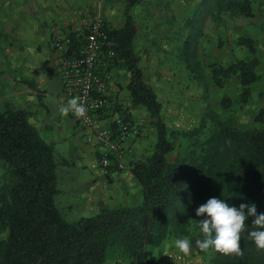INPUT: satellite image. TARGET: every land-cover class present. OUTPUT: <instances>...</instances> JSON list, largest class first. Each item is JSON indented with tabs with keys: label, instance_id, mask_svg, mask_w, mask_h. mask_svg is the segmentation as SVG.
Returning a JSON list of instances; mask_svg holds the SVG:
<instances>
[{
	"label": "trees",
	"instance_id": "1",
	"mask_svg": "<svg viewBox=\"0 0 264 264\" xmlns=\"http://www.w3.org/2000/svg\"><path fill=\"white\" fill-rule=\"evenodd\" d=\"M139 1L128 0L127 9ZM255 1L216 0V5L253 18ZM108 31L117 43L115 65L121 63L130 72L131 103L144 106L156 127L154 151L132 165L143 186L142 200L102 207L92 216L68 221L56 203L60 189L54 144L29 122L27 111H0V162L6 168L0 185V228L7 232L0 240V264H105L111 250L128 257L131 264H156V247L170 237L188 238L196 252L211 253L208 264H264V250H258L248 236L255 230L253 217L241 235L242 256L213 249L202 252L195 244L203 238L198 220L205 218L197 217L196 210L210 198L224 199L237 208L241 203L255 204L257 214L264 213V105L254 116L253 128L215 118L212 127L203 123L191 130H170L134 50L133 18L127 12L124 26ZM236 43L248 56L227 65L210 64V72L216 87L236 78L238 102L247 104L254 84L262 78L259 48L257 39L249 35L240 36ZM196 69L190 66V73ZM200 71L197 78L207 93L208 82ZM232 103L226 93L222 107ZM178 146L183 151L171 159Z\"/></svg>",
	"mask_w": 264,
	"mask_h": 264
},
{
	"label": "crops",
	"instance_id": "2",
	"mask_svg": "<svg viewBox=\"0 0 264 264\" xmlns=\"http://www.w3.org/2000/svg\"><path fill=\"white\" fill-rule=\"evenodd\" d=\"M127 2L128 0H0V105L6 102L7 89L11 86L10 97L13 102L8 108L27 111L29 122L38 128L41 136L42 129L47 130V136L43 139L55 146V160L58 164L57 186L60 189L56 203L63 215L64 210L74 209V204L70 201L60 206L58 199L70 190L79 191L76 208L80 218L92 216L102 207L125 206L133 200L139 202L143 195V186L134 175L132 165L150 155L155 146L150 142L157 136V132L146 108L142 105H132L128 90L130 72L124 67L114 66L109 85L110 106L102 113L101 125H112L114 105L119 109L126 106L131 109L130 118L138 126L139 132L124 146L125 169L114 166L110 175L103 174L100 166L102 147L86 141L82 125L71 112L69 113L72 124L60 111L50 124L37 118L36 111L28 110L30 105H34L36 109H48L44 97L49 92L44 87L48 84V79L51 83L55 81L53 72L56 70L59 72L57 78L64 93L58 53L52 43L54 25L59 26L65 33L78 32L87 25L93 13L99 10L106 23L111 28L118 29L124 26L128 12L137 27L135 43L143 44L139 53L142 56L141 61H147L149 68L156 66L154 60L157 58V52L168 51L162 50L163 44L175 43L176 48V24L173 25L172 21L175 23L178 4L182 12L183 0H163L161 4L156 3L158 0H140L129 9ZM141 4H144L142 8ZM152 4L157 6L154 24L150 22L140 25L139 20L146 12L145 5L151 11ZM164 10L170 13V21H164ZM8 35L12 41L8 40L9 43L6 44L4 38ZM182 39L180 37L181 41ZM134 50L138 52L137 48ZM145 52H148L149 56L143 57ZM259 59L261 60L260 56ZM5 62L12 73L8 77H5ZM140 67L146 77L145 66ZM43 68L49 76L43 74ZM66 98L57 93L59 109L69 101H66ZM158 263L157 257L156 264ZM105 264H131V260L111 250Z\"/></svg>",
	"mask_w": 264,
	"mask_h": 264
},
{
	"label": "rangeland",
	"instance_id": "3",
	"mask_svg": "<svg viewBox=\"0 0 264 264\" xmlns=\"http://www.w3.org/2000/svg\"><path fill=\"white\" fill-rule=\"evenodd\" d=\"M162 2L163 0H158L156 3L161 4ZM143 5L144 4H141V8ZM145 8L146 12L139 20L140 25L150 22L153 25L157 6L152 4L151 11H149L146 5ZM165 10L162 15L164 21L166 19L170 21V13ZM255 12L256 14L253 18H247L242 14L232 12L226 7L220 9L216 5V0H183L182 12H180V4H178L175 23L172 21L173 25L176 24L178 39L176 48H174L175 43H172L173 45L171 43L163 44L162 50L168 49V51L171 50V52H157V58L154 60L156 66L152 68H149L147 61H141L142 56L139 53L143 48V44H136L135 37L134 47L138 50V52H135L140 59V65L145 66V81L158 95V99L163 106V117L170 130H191L203 123L206 124L207 127H212L215 118L241 128L254 127V116L259 107L264 105V0L255 1ZM97 13L103 16L98 10L93 13L91 19ZM159 13L160 11L158 10V14ZM163 18L159 19L162 20ZM106 25L108 28H111L108 23H106ZM81 31L82 30L70 32V35L76 37ZM240 35H249L257 39L259 56L261 58L258 70L262 78L254 84L252 98L247 104H240V102H238V80L233 77L224 83L223 88L216 87L214 86L212 73L210 72L212 68L209 66L216 62L227 65L239 58H246L248 56L247 50L236 43V39L240 37ZM180 37L183 38L182 41ZM8 40L12 41L10 35L4 38V42L8 44ZM145 55L149 56V53L145 52L143 57ZM197 62H201V65L196 66ZM6 65L5 62V77H8L12 73ZM117 65H121L127 70L121 63ZM190 66L197 67L195 72L192 73L193 75L190 73ZM200 70H202V73L204 71L206 81L208 82L209 89L207 93L204 84L198 81V73H201ZM53 73L56 76L55 81L51 83L48 79V84H45L44 87L49 92V94L44 97V102L47 104L48 109H36L34 105H30V109H28L36 111L37 118L44 123L50 124L53 123L59 112L57 93L63 94L65 98L67 97L65 92L63 93L59 84V79L57 78L59 72L56 70ZM43 74L49 76L45 68H43ZM6 86H8V84H6ZM10 89L11 86L7 89L8 95L6 96V102L0 105V111L8 110V107L11 106L10 104L13 102L10 97ZM226 93L230 95L233 101L232 105L227 109L222 107L223 97ZM206 94L207 98H205ZM35 99L37 100L38 97L36 96ZM71 113L73 114V112ZM66 118L72 124L70 113ZM46 136L47 130L42 129V137L46 138ZM157 138L156 136L150 143L155 145ZM153 151L154 148H152L150 154ZM182 151L180 146H178L176 150L172 152L170 158L175 159L179 152ZM5 172L6 168L3 163L0 162V185L4 182L3 177ZM78 198L79 191L70 190L67 193H63L58 199L59 204L61 202L60 206L70 201L74 204V209L63 211L66 219L70 222H74L80 218V214L76 208V205H78ZM141 200L142 197L139 202H141ZM139 202H134L133 200L129 205ZM6 236L7 232L0 228V240L4 239ZM178 238L179 237H170L156 247V256L159 260L158 264L209 263L211 253L200 254L193 248L191 254L188 256H184L180 253L174 246V241Z\"/></svg>",
	"mask_w": 264,
	"mask_h": 264
},
{
	"label": "built area",
	"instance_id": "4",
	"mask_svg": "<svg viewBox=\"0 0 264 264\" xmlns=\"http://www.w3.org/2000/svg\"><path fill=\"white\" fill-rule=\"evenodd\" d=\"M52 43L57 51L67 99L80 97L87 115L77 118L88 143L102 147L100 166L105 176L113 167L125 169L124 146L139 132L130 118L129 107L114 105L112 125L102 126L104 110L110 106L109 85L117 60V43L108 31L104 17L97 13L76 37L52 26Z\"/></svg>",
	"mask_w": 264,
	"mask_h": 264
},
{
	"label": "clouds",
	"instance_id": "5",
	"mask_svg": "<svg viewBox=\"0 0 264 264\" xmlns=\"http://www.w3.org/2000/svg\"><path fill=\"white\" fill-rule=\"evenodd\" d=\"M62 116L73 112L77 118L87 115V108L80 97H74L65 106L59 109ZM197 217H205L198 220V227L202 239L195 241L196 247L207 252L210 249L225 255L242 256L240 246L241 235L246 230V221L253 217L255 230L248 233L258 250H264V213L257 214L255 204L241 203L239 208L230 206L224 199L210 198L196 210ZM174 246L184 256L191 254L192 245L188 238H178Z\"/></svg>",
	"mask_w": 264,
	"mask_h": 264
}]
</instances>
